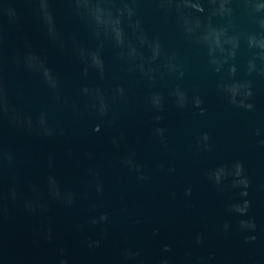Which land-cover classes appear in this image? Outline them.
Wrapping results in <instances>:
<instances>
[{
  "label": "water",
  "instance_id": "water-1",
  "mask_svg": "<svg viewBox=\"0 0 264 264\" xmlns=\"http://www.w3.org/2000/svg\"><path fill=\"white\" fill-rule=\"evenodd\" d=\"M0 264H264V0H0Z\"/></svg>",
  "mask_w": 264,
  "mask_h": 264
}]
</instances>
